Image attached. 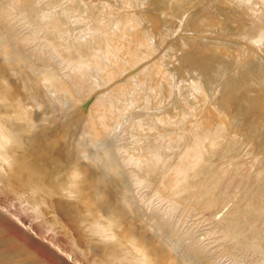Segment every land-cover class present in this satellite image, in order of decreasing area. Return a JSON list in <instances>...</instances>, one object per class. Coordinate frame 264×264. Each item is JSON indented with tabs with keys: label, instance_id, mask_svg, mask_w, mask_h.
Masks as SVG:
<instances>
[{
	"label": "bare ground",
	"instance_id": "1",
	"mask_svg": "<svg viewBox=\"0 0 264 264\" xmlns=\"http://www.w3.org/2000/svg\"><path fill=\"white\" fill-rule=\"evenodd\" d=\"M242 134L264 149V0H0V264H264L228 213L245 147L227 213L228 166L221 214L201 182Z\"/></svg>",
	"mask_w": 264,
	"mask_h": 264
},
{
	"label": "rangeland",
	"instance_id": "2",
	"mask_svg": "<svg viewBox=\"0 0 264 264\" xmlns=\"http://www.w3.org/2000/svg\"><path fill=\"white\" fill-rule=\"evenodd\" d=\"M235 134H236V133H235ZM232 136H235V135L233 134ZM236 136H237V135H236ZM240 136H241V135H240ZM240 136L238 135L236 138L239 137L240 139H239V138H238V139H239V140H242V143H243V142H244V138L246 139V136L242 134V137H243L242 139H241ZM232 138H233V137H230V139H228V143H227V144L224 143L227 147H226L225 145H222V147L220 148L221 150H222L223 148L226 150V148H227L226 151H225L224 149H223V151H222L223 153H222V152L219 153V151H218V152L216 151V154H218V153H219V154H218V155H214L215 157L212 156V159H214V160H216V159L218 158L217 161L220 162L221 164H220V163H219V164H218V163L214 164V163L217 162V161H214V160H212V159H209V160H211V161H210L211 163L208 162V165L204 167V171H205L206 174H209V173L211 174V171L214 172V171L219 167L218 170H217L218 172L216 171L217 174H216V172H214V173L217 175V178H218V179L221 178V176L218 177V174L221 173V172H223V171H224V172L222 173L223 176H224L225 174H227V173H230V176H231V177H230V176H229V177H230V179H231V178L233 179V178H235V177H232V173L234 172V170H235L234 174H236V171H238V170H236V168H237L238 165L236 166V163H235V162H237V161H238V162H241L242 160H240V158L244 157V155H245V157L248 155L246 158H244V159H245L244 162L248 164V163H249L248 161H250V163H249L250 165L248 166V165L245 164V165H246V166H245V165H244V162H243V161L241 162V163L243 164V167L245 168V169H243V172L245 171V172H244L245 175H242V174H244V173H242V171H241L242 169H240V170L238 171L239 173L236 174V175L239 176V179H241V180L239 181L238 178H237L238 176H236V178H237V180H238V183H239V185H240L241 187H240L239 185L236 186V185L238 184V183H237V180H235V182H234V179H233V181L230 180V179L228 180V178H229V177H227L228 174L225 175V176L227 177V178H226L227 180L225 179L226 181H224L225 185H227V186H228L229 183L234 184L237 188H236V187H232V188H234V189L236 188V192L238 191L239 194L242 193L243 195L240 196V199H239V197H238V200H239V201H236V200H237L236 197L239 196V194L237 195V193H235V190H233L234 192L231 191V194H230V196H229V197H231V199H230V198H227V197H228V196H227L228 192L230 193L229 188L232 189V188H231L232 184H231V185L229 184L230 187L228 186V190H227V186L224 185L223 181L217 179V180H218V183H219L220 181H221V182H220L221 184L223 183L224 186H223V185L221 186V184L219 183L220 186L223 188V190L226 188V189H225L226 191L224 190L226 195L224 194V195H225V196H224V195H223L224 192L221 194V191H223V190L220 188V186H219V188H220L221 191H220V190H219V191H216L217 189H219V188H217V186H218L219 184L217 185V182L215 181V180H216V179H215L216 176L214 175V173H212L211 175H208V178H207V177H206L207 175H206V174L204 175L203 170L201 171V172L203 173V174H202V175H203L202 177L207 178V180L203 178L205 181L202 179L201 182H202V181H203V182H206V181L209 182V181H208L209 179H211V181L209 182V183H210V187L208 186L209 184H207V183L205 184V183H203V182H202V187L205 186L206 188H204V189H208V190H206L208 193H210V192H214V193H212V195H213V194H216V197L219 198L218 200H220L219 192H220L221 196H222V195H223L224 197L227 196V197H226L227 200H228L227 202H229V201L231 200V203H232V204L230 205V202H229V204H228V203L225 201V200H226V199H225V200H224V203H223V206L221 207V209H223V210H221V209H220V205L222 204L221 201L224 199V197H223L219 202H217L218 200L215 201V200H216V197H215V195H213L214 198H215V199L213 198V200L215 201V202L213 201V205L215 204L214 206H216V203H217V204L219 205V207H218V206H216V207H218L219 209L216 208V210H215V209L212 210V209L214 208V206H212L213 208H211V210H210V211H212V213H213L214 211L218 212V210H221V212L223 213L224 208H225V212L227 213V211H228V208H227V207H229V205L232 206L233 211H232V209L229 207V212H228V213L231 212V213L234 214V212H235V213H237V214L239 215V214L242 213L241 211H242V210L244 211V209H245L244 213L241 214L242 216L239 215V216H240L239 219L235 217L237 214H234L235 216L232 215L234 219H237V221H238L237 224H240V223H239L240 221H242V222H243V220L246 221V219H248V220H247V222H245V224L248 225V222H249V221L251 222V223L249 222V225L251 226V227H250V226L248 225L249 228H247V225H244V226L242 225L244 222H243V223L241 222L240 225H241L242 227H241V226H239V227H240V228H243V230H244V227L246 226L245 228H246L247 230H246V231H243V230H242L241 233H242V232H244V233H245V232H246V233H249V234H247V235H250L251 233H253V236H251V235H252V234H251V235H250L251 237H250V236H247V237H246V233H245V234L242 233V236H245V239H246V240H247L248 238H250V240H251L252 237L254 238V239L252 238L253 240H258V239H259L260 241H262V242H260V241H259V242H260V243H263V245H264V240H261V239H264V238H261V237L264 236V234H261V235H260V233H259V231H260V232L262 231L261 228L264 226V225H263L264 222L262 221V220H264V219H263V217H264V214H263V213H264V210H260V212H263V213H261V214L263 215V217H262L261 214H259L260 212H258V211H259V208L262 207V206H264V205H263V204H264V200H263V203L261 202L262 199H264V195H263L264 193L261 194L262 196L260 195V192H261V193H262V191L264 192V188H262V187L264 186V181L262 180V179H264V177L261 178V176L263 175L264 172H263V173H262V172H259V175H260V173H262V174L260 175V177L257 176L258 171H261V170H263L264 168L262 169V167H258V165H259L260 163H258V162L256 163V162H255V161L257 160V158L259 159V157L263 155V153H264V149H262L261 147H260V148L256 147V145H255V144L253 145V143H251V142H250V143H249V142H245V143H248V145L252 144V146L250 145V146L252 147V149H251L250 146H247L246 144H245L246 146H244V143H243V144L239 143V140L237 139V140H238V141H237L236 138H234V143H233V142H232V141H233ZM229 140H230V141L232 140L231 142H232L234 145H232V143H231ZM247 141H248V138H247ZM249 141H250V140H249ZM225 142H227V140H226ZM240 142H241V141H240ZM229 143H230V146H228ZM237 143H238L240 146H238ZM235 144H236V146H235ZM241 145L245 147V150H244V151L242 150L244 155H242V151H241V149H244V148L238 149L239 147H242ZM223 146H224V147H223ZM232 146H234L233 149H230V148H232ZM237 146H238V147H237ZM253 146L256 147V150H255V148L253 149ZM229 147H230V148H229ZM246 147H247V148L249 147V148L247 149ZM234 148H237L236 151H235ZM220 149H219V150H220ZM257 149H258V150H257ZM221 150H220V151H221ZM228 150H229L230 152H228ZM231 150H232V151H231ZM238 150L241 151V153H240ZM250 150H251V151H250ZM254 150H255L256 152H257V151H258V152L256 153ZM234 151H235V152H234ZM246 151H247V152H246ZM261 151H263L262 155H260V153H259V152H261ZM225 152H227V154H225ZM236 152H238V153H236ZM251 152H252V155H250ZM231 153H232V154H231ZM233 153H234V155L242 156V157H237V156H236V157H233V156H234ZM254 153H256V154L254 155ZM221 154H222V155L224 154V155H223L224 157H222ZM240 154H241V155H240ZM257 154H259V155H257ZM219 155H220L221 157H219ZM227 155H228V156H227ZM253 155H254V157L252 158V160H249L250 158H248V157H251V156H253ZM230 156H231V157H230ZM226 157H227V158H226ZM228 157H229V158H228ZM263 157H264V156H263ZM263 157H261V158H263ZM219 158H221V159L224 158L223 160H225V162H224V163H223V161L221 162V159H219ZM225 158H226L227 160H226ZM231 158H233V159L235 158L234 160H237V161H233ZM236 158H238L239 160L236 159ZM247 158H248V159H247ZM254 158H255V159H254ZM261 158L259 159L260 161H261ZM228 159H229V161H228ZM242 159H243V158H242ZM253 159H254L255 161H254ZM209 160H208V161H209ZM246 160H247V161H246ZM259 160H258V161H259ZM226 161H228V164H229V165L226 163ZM230 161H231V162H230ZM260 161H259V162H260ZM263 161H264V158H263V160L261 161V164L264 163ZM212 162H213V163H212ZM229 162H230V163H229ZM238 162H237V163H238ZM253 162H255V163L253 164ZM222 163H223V165H222ZM231 163H232V164H231ZM233 163H235V164H234L235 168H234V166H233ZM241 163H240V164H241ZM212 164H213V165H212ZM224 164H225L226 166H228V167L225 168V167H224ZM238 164H239V163H238ZM240 164H239V168H240V167L242 168V164H241V165H240ZM251 164L253 165V166H252V169H251ZM261 164H260L259 166H264V164H262V165H261ZM204 165H205V164H204ZM209 165H210V166L212 165V170H211V171H210V170L208 171V169H209V167H210ZM214 165L216 166V168L214 167ZM217 165H218V166H217ZM220 165H221V167H220ZM230 165H232L233 168H232V166H230ZM229 166H230L231 168H230ZM206 167H207V169H205ZM213 167H214L215 169H214ZM222 167H224V168H222ZM247 167H248L249 169H248ZM253 167H255V169L258 167L259 170H258V169H257V170H254ZM210 168H211V167H210ZM221 168H222L223 171H221ZM228 168H229V169H228ZM260 168H261V170H260ZM202 169H203V168H202ZM225 169H228V172H227V173H226L227 170H225ZM231 169H232L233 172L230 171ZM237 169H238V168H237ZM250 169L253 170V171L256 173V175H254L255 173H254L253 171H252V173H251V172L249 171ZM219 170H220L221 172H219ZM207 171H208L209 173H208ZM229 171H230V172H229ZM240 171H241V172H240ZM263 171H264V170H263ZM246 172H247V174H246ZM241 173H242V174H241ZM248 173H249V176H250V173L253 175V176L251 175L250 177L253 178V179H252V178H251V179H252V181L255 182V183H251V182H252L251 179L248 181V178H249V177H248ZM253 173H254V174H253ZM222 174H221V175H222ZM234 174H233V175H234ZM240 174L242 175L241 178H240ZM212 175L215 176V177H213ZM219 175H220V174H219ZM209 176H210V177H209ZM211 176H212V177H211ZM225 176H224V178H225ZM243 176L246 177V178L248 177V178L246 179V178H244ZM263 176H264V175H263ZM242 177H243V178H242ZM254 177L257 178V179L260 178L261 180L258 179V181H257V179H255V180L257 181V182H256V181H254ZM212 178H213V179H212ZM224 178L222 177V179H224ZM214 179H215V180H214ZM242 179H243V180H242ZM244 179H245V180H244ZM213 180H214V182L216 183L217 186H216V185H215V186L213 185L214 182L211 183ZM246 180L250 183V184H249V183H248V184L251 185V186L253 187V189H254V190L252 189L253 191L251 190V191H252V194H254V195L252 196L253 198H254L256 195H258V189H259V196H261V197H260V198L258 197V200H257V201H256L255 199L253 200L252 197L250 198V196L252 195V194H250V193H251V192H250V188H249V194H250V196H249V195H246V194H248V192H247V190H248V186H247V185H248V184L246 185ZM229 181H230V182H229ZM250 181H251V182H250ZM259 181H262L263 184H262V182L259 184V183H258ZM226 182H228V183H226ZM240 182H241V183L243 182V184H241ZM244 182H245V185H244ZM215 183H214V184H215ZM235 183H236V184H235ZM256 183H258L259 185L257 184V185H258V186H257ZM252 184H255V185H252ZM206 185H207L211 190H212V188H214V187H215V189H213V190L211 191ZM242 185H244L245 187L243 186V187H244V188H243ZM262 185H263V186H262ZM213 186H214V187H213ZM246 186H247V189H246ZM254 186H257V187H254ZM259 186L262 188V191H260L261 188H260ZM238 187H239V188H238ZM249 187H250V186H249ZM252 187H251V188H252ZM241 188H242V190L244 189L243 192L246 190V191H245V192H247V193H245L246 196L244 195L243 192H241V191H242V190H240ZM257 188H258V189H257ZM238 189H239V190H238ZM256 189H257V190H256ZM201 191H202V192H201ZM201 191H200V193H202V194L205 195V193H203V188H201ZM206 191H204V192H206ZM215 191H216V193H215ZM254 191H255V192L257 191V192L255 193ZM217 192H218V194H217ZM208 193H206V196H203V197H207V196H208V195H207ZM233 193H235V194L237 195L236 197L233 196V198H234V199H233L234 202H232V195H233ZM202 194H201V196H202ZM235 194H234V195H235ZM210 195H211V194H210ZM210 195H209V196H210ZM212 195H211L210 197H213ZM218 195H219V196H218ZM242 196H243V197L245 196V197H244L245 199H246V198H248V199L250 198V201L248 200V201H249V206L251 207V209H249L250 212H251V210H252V212H254V211L257 210V212H254V214H253L254 216L252 215V216L255 218V219L253 218V220L257 221V220L259 219V217H261L262 220L260 219V220H258V221H260V222L262 221L263 223L261 222V224H260V222H258V221H257V223H256L255 221L252 222V221H253V220L251 219L252 216H251V215L247 212V210H246V209L250 208V207L248 206L247 199H246V200H243V197H242ZM247 196H248V197H247ZM235 198H236V199H235ZM229 199H230V200H229ZM241 199H242V201H241ZM256 199H257V196H256ZM260 199H261V201L259 202ZM240 201H241V202H240ZM253 201H256V203L259 202L258 207L260 206V203H261L262 206H260L259 208H257V204L254 203ZM225 202H226L227 204H226ZM236 202H237L236 207H237L238 209H240L241 211H240V210H237V208H236L235 206L233 207V205H235ZM244 202H245L247 205L242 204V203H244ZM250 203H251V205H250ZM224 204H226V205H228V206H226V205H224ZM252 204H254V205H252ZM255 204H256V207H255ZM238 205H242V206H241L242 209L239 208L240 206L238 207ZM243 205H244L245 207H244ZM224 206H226V207H224ZM252 206H253V208H252ZM243 207H244V208H243ZM246 207H248V208H246ZM226 208H227V210H226ZM234 208H236V211H234ZM230 209H231V211H230ZM255 209H256V210H255ZM260 209H262V208H260ZM263 209H264V207H263ZM239 211H240V213H238ZM219 212H220V211H219ZM219 212H218V213H219ZM225 212H224V213H225ZM246 212H247L248 216L245 215ZM255 213H257V215H255ZM213 214L215 215V214H217V213L214 212ZM213 214H211V217L214 216ZM219 214H221V213H219ZM219 214H218V215H219ZM243 214H244L245 216L249 217V218H246ZM251 214H252V213H251ZM238 215H237V216H238ZM258 215H259V216H258ZM215 216H217V215H215ZM250 216H251V218H250ZM255 216H257V217H255ZM241 217H244V219H242ZM256 218H257V219H256ZM252 223H253V224H252ZM255 223L261 225V226H260V229H259V226H258V227H255V226H257ZM252 225H255V226H252ZM251 228H253V229H252L253 231H254V229L257 228L258 233H255L256 230H255L254 232H252V231H251ZM262 229H264V228H262ZM249 230L251 231V233L249 232ZM263 231H264V230H263ZM263 231H262V232H263ZM262 232H261V233H262ZM254 233H255V234H254ZM257 234H258V235H257ZM259 235H260L261 237H260ZM255 236H256V237L258 236V237L255 238ZM259 237H260V238H259ZM243 238H244V237H243ZM258 257H261V256H258Z\"/></svg>",
	"mask_w": 264,
	"mask_h": 264
}]
</instances>
